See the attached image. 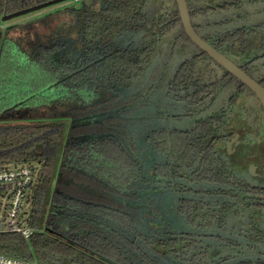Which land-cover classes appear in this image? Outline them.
Segmentation results:
<instances>
[{"label":"trees","instance_id":"trees-1","mask_svg":"<svg viewBox=\"0 0 264 264\" xmlns=\"http://www.w3.org/2000/svg\"><path fill=\"white\" fill-rule=\"evenodd\" d=\"M48 1L0 0V165L40 167L33 233H0V253L35 264H264V222L235 198L225 214L257 228L258 242L211 255L222 245L216 182L232 170L222 108L245 86L189 40L175 0H70L6 19ZM185 1L198 36L231 60L223 0ZM193 218L209 237L180 232Z\"/></svg>","mask_w":264,"mask_h":264},{"label":"flooded vegetation","instance_id":"flooded-vegetation-1","mask_svg":"<svg viewBox=\"0 0 264 264\" xmlns=\"http://www.w3.org/2000/svg\"><path fill=\"white\" fill-rule=\"evenodd\" d=\"M241 7V0L222 2L224 25L233 41L224 43V52L230 50L225 52L232 61L229 60L264 89V0H249L247 11L243 13ZM232 8L237 9L234 11ZM245 87H240L239 93H234L226 108H222L225 112L222 119L228 130L220 150L229 153L232 170L218 174L216 183L222 185V245L215 254L210 252L222 260L238 256L248 247L242 245L243 241L256 244L259 236L257 228L250 225L252 229L248 231L243 228L240 218L232 217V213L225 214L226 207H229L227 200L235 198L240 204L238 210L246 208L255 217V223L259 217L264 222V105L254 92ZM192 175L198 173L193 171ZM195 220L198 223L186 222L180 232L185 233L186 238L199 242L209 236L200 227L204 220L193 218L190 222ZM201 247L208 250L203 243Z\"/></svg>","mask_w":264,"mask_h":264},{"label":"built area","instance_id":"built-area-1","mask_svg":"<svg viewBox=\"0 0 264 264\" xmlns=\"http://www.w3.org/2000/svg\"><path fill=\"white\" fill-rule=\"evenodd\" d=\"M76 2L86 0H74ZM40 167L36 164H6L0 165V195H5V215L0 217V233H15L25 240L33 233L28 226V216L31 209L34 190L38 182ZM25 207H28L26 209ZM11 221L12 225L7 222ZM0 264H35L32 261H22L0 253Z\"/></svg>","mask_w":264,"mask_h":264},{"label":"water","instance_id":"water-1","mask_svg":"<svg viewBox=\"0 0 264 264\" xmlns=\"http://www.w3.org/2000/svg\"><path fill=\"white\" fill-rule=\"evenodd\" d=\"M70 0H51L48 2H44L15 13L9 14L6 16L7 20L15 19L56 4H60ZM178 15L184 29L186 36L189 40L195 44L201 51L207 54L213 61H215L218 65H220L223 69H225L228 73H230L233 77H235L238 81L244 84L247 88H249L252 92L256 94V96L260 99L261 103L264 105V89L260 87L257 83H255L248 75H246L241 69H239L236 65H234L229 59H227L224 55L219 53L216 49L207 44L204 40H202L198 34L195 32L189 16V11L187 9L185 0H175ZM92 4L91 0L84 1V5L90 7ZM8 225H12L11 221L7 222ZM4 224H1L0 229H2ZM101 260L105 261L108 264H119L111 259L101 257Z\"/></svg>","mask_w":264,"mask_h":264},{"label":"rangeland","instance_id":"rangeland-1","mask_svg":"<svg viewBox=\"0 0 264 264\" xmlns=\"http://www.w3.org/2000/svg\"><path fill=\"white\" fill-rule=\"evenodd\" d=\"M93 2H94V7H98L99 0H93ZM71 4L77 6V5L81 4V3H77V2H72L71 1ZM62 6L65 7V6H71V5H70V3H65ZM45 10H47V9H45ZM45 10L38 11L37 14L44 13ZM4 197H5L4 194L0 195V217H3L5 215V204H6V201H5ZM164 203H165V200H164ZM25 208L28 209V207H25ZM165 208H168L166 210V213L168 215V220L170 221V223L176 224L177 221H176V218H174L175 215H174L172 207H170V205H168ZM146 223H147V227L148 228H159L161 226V222H159L156 219L153 220V219H148L147 218Z\"/></svg>","mask_w":264,"mask_h":264}]
</instances>
